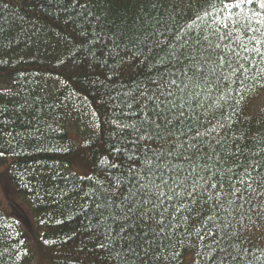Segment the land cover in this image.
Listing matches in <instances>:
<instances>
[{"label":"trees","instance_id":"obj_1","mask_svg":"<svg viewBox=\"0 0 264 264\" xmlns=\"http://www.w3.org/2000/svg\"><path fill=\"white\" fill-rule=\"evenodd\" d=\"M252 7L220 40V0H0V203L32 218L28 236L0 208V264L36 247L46 264H264V60L238 47ZM161 180L179 193L157 204L163 230L121 231L120 193Z\"/></svg>","mask_w":264,"mask_h":264},{"label":"snow or ice","instance_id":"obj_2","mask_svg":"<svg viewBox=\"0 0 264 264\" xmlns=\"http://www.w3.org/2000/svg\"><path fill=\"white\" fill-rule=\"evenodd\" d=\"M247 5H252L253 7L250 10L251 16L246 17L247 23L244 24L242 31H244L245 35H247V32L249 31L253 33L251 37H248V43L253 44L254 47L252 49H249L246 44H238V47L245 53L249 55H251V53H254L256 57L264 60V0H220L221 19L220 21H218L217 34L219 35L220 40L231 39L232 32L229 29V21L233 22V26L239 24L238 17L233 21V14L234 12L243 9ZM153 7H155V5H153ZM225 11L228 13L227 16H224L222 14ZM253 19H255L256 27H253ZM221 27L223 29V32H221ZM196 42L198 43L199 41L197 40ZM216 47H220V45H216ZM232 52L239 56V53H237L235 49H232ZM176 59H179V57H176ZM218 59L225 65L231 66V60L225 59L224 55L219 56ZM237 71H239V69H237ZM169 83L175 85L176 82L175 80H172ZM161 95H165V93H161ZM166 95L170 96L171 92L166 93ZM141 96L144 100H148L151 102L159 101V103H156L155 108H153L149 113V122L156 124V127H160L158 123L151 120V114L154 112L160 120H163L165 123H167V117L166 115H164L163 109L161 108V103H163V101L160 100V95L153 94L152 96H149L147 94V91H142ZM133 99L135 100V98ZM257 99L258 97L256 95L252 97L253 101H256ZM259 99L262 103H264V97H259ZM136 102L138 104L141 103V101ZM237 103L239 104L240 101H237ZM182 114L183 113H181V115ZM112 166L115 167L116 165L113 164ZM245 175H247V170L245 172ZM253 181L254 177H249L247 186L244 189L245 192L257 191L256 188L252 187ZM238 183L245 184V180L240 179L238 180ZM173 184L176 187L180 186L176 183V181H173ZM210 186L216 187L215 184ZM163 188H168L169 192H171L172 195L169 196V192L163 191ZM258 188H264V183L258 184ZM188 194L192 195V193ZM178 195L179 193L175 192V188L171 187L168 184V181L165 180H161L160 184H156L154 191L145 188L144 185H141L136 192H132L131 190H129L128 196H125L124 193L121 192V200L127 201V205L125 207V224L120 225L121 231H127L128 228L137 227V220L142 222L144 227H147L150 224H155L157 227L163 230L165 224L163 211L159 212L158 214L156 213L157 204H160L161 207H163V201H170L172 198ZM129 196L131 197V199H129ZM137 197L139 198L138 200ZM153 197L155 198L154 202ZM149 204H151V207L147 206ZM134 217L136 219H133ZM260 219L264 220V216H261ZM249 220L252 225H256L257 222L255 220H252L251 217H249ZM129 221H131V223H128ZM241 227L247 226L242 224ZM249 231H251V229H249ZM129 239L135 240L136 237L130 236ZM200 239L203 240L204 237L201 236ZM101 247H103V245H101ZM129 250H131L130 245ZM221 251H224V249H221Z\"/></svg>","mask_w":264,"mask_h":264},{"label":"rangeland","instance_id":"obj_3","mask_svg":"<svg viewBox=\"0 0 264 264\" xmlns=\"http://www.w3.org/2000/svg\"><path fill=\"white\" fill-rule=\"evenodd\" d=\"M259 97H264V90L258 95V99L256 101L253 102L252 106H251V109L252 111H256L258 109H260L264 103L261 102V100L259 99ZM4 169H0V176H2V174L4 173ZM14 195L10 194V195H7V197L9 199H12ZM2 197V196H0ZM3 200H5L6 198L5 197H2ZM11 201V200H10ZM10 204H2L0 203V208L2 209L3 212H5L6 214H8L10 217H12L14 220H16L17 222H19L23 228V230L25 231V233L29 236V232H30V228L32 226V218L30 220V223L28 222L29 220V216H28V213H25L24 215V211L22 208L20 207H17V209L15 210V208L13 206V204H11V202H9ZM10 205V209H7V207ZM13 205V206H12ZM16 207V206H15ZM23 208H25L23 205H22ZM26 209V208H25ZM27 210V209H26ZM28 211V210H27ZM30 215V214H29ZM27 218H26V217ZM36 247V246H35ZM35 252V251H34ZM36 255L37 257L33 259L32 263L31 264H46V259L44 258V256L42 255V253L39 251V249L36 247ZM40 258L42 261H40ZM45 262V263H44Z\"/></svg>","mask_w":264,"mask_h":264}]
</instances>
